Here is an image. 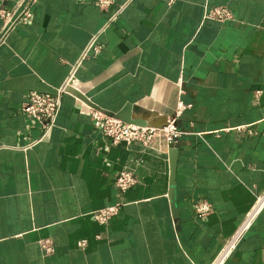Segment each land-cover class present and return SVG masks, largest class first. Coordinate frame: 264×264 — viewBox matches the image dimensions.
Segmentation results:
<instances>
[{
    "label": "crops",
    "instance_id": "obj_1",
    "mask_svg": "<svg viewBox=\"0 0 264 264\" xmlns=\"http://www.w3.org/2000/svg\"><path fill=\"white\" fill-rule=\"evenodd\" d=\"M98 1L39 0L12 29L0 17V264H212L264 191V0ZM214 7L233 19L206 18ZM95 37L101 51L82 59ZM79 61L94 105H130L154 127L175 119L176 214L163 135L147 150L115 145L69 92L46 134L23 111ZM124 169L138 183L121 192ZM199 201L211 213L198 216ZM118 203L107 224L94 218ZM224 264H264V208Z\"/></svg>",
    "mask_w": 264,
    "mask_h": 264
},
{
    "label": "built area",
    "instance_id": "obj_2",
    "mask_svg": "<svg viewBox=\"0 0 264 264\" xmlns=\"http://www.w3.org/2000/svg\"><path fill=\"white\" fill-rule=\"evenodd\" d=\"M39 0H24L23 8L20 12L8 11L0 9V17L4 20L9 29L14 28L18 24H27L34 15V7ZM101 9H105L112 4L111 0H99ZM206 18L215 19L218 21H227L233 19L232 11L227 7H214L207 10ZM102 47L97 43L96 37L91 40L86 48L82 59L87 57L91 52L99 53ZM81 59V60H82ZM81 61L73 67V71L66 79L64 84L59 88L58 94L31 92L28 100L23 106V111L30 117L31 120L37 122L46 134L56 124L60 109H61V95L68 93L69 88L78 89L76 86L75 72ZM92 118L94 125L100 130L102 135L111 143L125 144L130 147L134 144L141 145L144 150L151 149L154 141L163 135L168 145L176 143L181 137L182 132L178 129L175 119H170L167 124L160 128L154 126H139L129 124L116 117H111L105 113L92 108ZM239 130L245 127H238ZM138 183L135 173L131 169H124L120 172L116 179V185L121 192H126L129 188ZM123 203H118L114 206L106 207L95 211L94 218L101 224H107L121 209ZM264 208V191L258 196L257 202L252 211L246 216L242 224L233 235V237L221 249L216 259L212 264H224L236 249L240 241L243 239L245 233L250 225ZM195 212L198 216L203 217L211 213L212 205L207 201H199L194 205ZM42 246L47 253L53 251V247L49 241H43Z\"/></svg>",
    "mask_w": 264,
    "mask_h": 264
},
{
    "label": "water",
    "instance_id": "obj_3",
    "mask_svg": "<svg viewBox=\"0 0 264 264\" xmlns=\"http://www.w3.org/2000/svg\"><path fill=\"white\" fill-rule=\"evenodd\" d=\"M68 92L73 94L77 98L81 99L85 103H88L90 105L93 104V103H91V101H89V99L84 94H82L77 89L69 88ZM91 106H93L94 109H97V110L105 113L108 116L116 117L118 119L123 120L126 123L135 124V125H139V126H147V123L144 120L136 119L133 117V115L131 113L130 105L126 106L122 111H120L118 113L107 111V110H105V109H103L97 105H94V104ZM166 124L167 123L163 124L162 126H160V128L164 127ZM169 160H170V180H169L170 181V192H169V197L171 200L173 212L176 214L177 213L176 174H177L178 148L176 147L175 143H171L169 145Z\"/></svg>",
    "mask_w": 264,
    "mask_h": 264
}]
</instances>
